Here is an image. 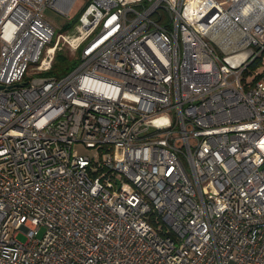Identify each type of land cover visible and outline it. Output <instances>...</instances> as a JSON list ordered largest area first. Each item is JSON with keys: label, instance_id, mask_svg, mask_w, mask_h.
Listing matches in <instances>:
<instances>
[{"label": "built area", "instance_id": "1", "mask_svg": "<svg viewBox=\"0 0 264 264\" xmlns=\"http://www.w3.org/2000/svg\"><path fill=\"white\" fill-rule=\"evenodd\" d=\"M74 1L0 0V264H264V0Z\"/></svg>", "mask_w": 264, "mask_h": 264}, {"label": "rangeland", "instance_id": "2", "mask_svg": "<svg viewBox=\"0 0 264 264\" xmlns=\"http://www.w3.org/2000/svg\"><path fill=\"white\" fill-rule=\"evenodd\" d=\"M88 1L89 0H75L69 10V13L66 15L58 13L53 9L47 8L43 11V18L54 26L55 34L58 32L76 34L75 27L78 23V17ZM218 2L222 6L227 5L226 0H218ZM61 42L62 41L60 40L59 43ZM81 49L82 46L78 47L77 49H72L67 44H63V52H65L71 57L77 58V61L79 60V54L81 52ZM36 74L37 73L35 72L31 73L32 76H36ZM72 151L75 154L82 153L90 155L93 153V150H91V148L86 147L81 142H75L72 146ZM42 233L43 228L39 230L38 236H41ZM17 238L20 241H25L26 235L23 232H19Z\"/></svg>", "mask_w": 264, "mask_h": 264}, {"label": "trees", "instance_id": "3", "mask_svg": "<svg viewBox=\"0 0 264 264\" xmlns=\"http://www.w3.org/2000/svg\"><path fill=\"white\" fill-rule=\"evenodd\" d=\"M63 44L64 43H58L52 65L48 71L44 72V74L58 77L67 73L77 63V58L71 57L63 52ZM256 63L257 62L253 65Z\"/></svg>", "mask_w": 264, "mask_h": 264}]
</instances>
